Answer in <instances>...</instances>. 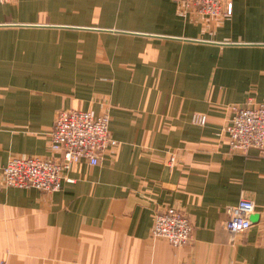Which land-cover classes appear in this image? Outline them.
<instances>
[{
    "label": "crops",
    "instance_id": "crops-1",
    "mask_svg": "<svg viewBox=\"0 0 264 264\" xmlns=\"http://www.w3.org/2000/svg\"><path fill=\"white\" fill-rule=\"evenodd\" d=\"M228 1L217 19L180 16L176 0L0 4V261L264 264V157L224 133L231 106L264 103V0ZM62 110L107 114L119 146L56 192L4 186L10 159L58 156ZM241 198L253 223L231 235ZM165 208L188 217L187 245L151 237Z\"/></svg>",
    "mask_w": 264,
    "mask_h": 264
},
{
    "label": "built area",
    "instance_id": "built-area-1",
    "mask_svg": "<svg viewBox=\"0 0 264 264\" xmlns=\"http://www.w3.org/2000/svg\"><path fill=\"white\" fill-rule=\"evenodd\" d=\"M11 0H0V4ZM180 16L195 15L217 19L230 15L232 4L228 0H176ZM230 120L224 128L232 150L247 152L255 149L264 157V103L234 105L230 107ZM195 124L204 125L205 117L195 115ZM50 149L55 159L42 157H14L2 168L4 186L18 189L34 188L52 193L61 188L67 171L82 161L96 166L106 152L119 146L109 132V116L95 117L81 110H62L55 117L50 135ZM175 158L169 159L173 166ZM253 202L241 198L228 208L225 228L231 235L242 234L252 225ZM192 225L179 209L165 208L153 219L151 237L163 239L173 247H183L192 238ZM0 264H8L0 261Z\"/></svg>",
    "mask_w": 264,
    "mask_h": 264
},
{
    "label": "rangeland",
    "instance_id": "rangeland-1",
    "mask_svg": "<svg viewBox=\"0 0 264 264\" xmlns=\"http://www.w3.org/2000/svg\"><path fill=\"white\" fill-rule=\"evenodd\" d=\"M256 2H258V3H262V0H256Z\"/></svg>",
    "mask_w": 264,
    "mask_h": 264
},
{
    "label": "water",
    "instance_id": "water-1",
    "mask_svg": "<svg viewBox=\"0 0 264 264\" xmlns=\"http://www.w3.org/2000/svg\"><path fill=\"white\" fill-rule=\"evenodd\" d=\"M251 221H252V223H253V219L251 218Z\"/></svg>",
    "mask_w": 264,
    "mask_h": 264
}]
</instances>
